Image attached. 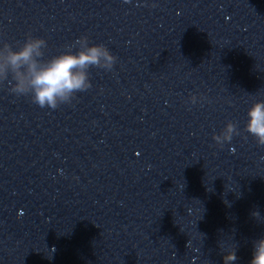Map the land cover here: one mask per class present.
Returning a JSON list of instances; mask_svg holds the SVG:
<instances>
[{
  "label": "clouds",
  "instance_id": "9594fccd",
  "mask_svg": "<svg viewBox=\"0 0 264 264\" xmlns=\"http://www.w3.org/2000/svg\"><path fill=\"white\" fill-rule=\"evenodd\" d=\"M47 46L44 38L31 34L22 43L18 42L16 48L9 43L0 45V85L7 81L12 94L30 97L40 108L55 110L70 104L77 93L93 87L89 77L91 68L111 71L117 62L106 45L92 44L86 35L65 45L66 51L44 59ZM196 102L197 97L193 95L191 103ZM244 131L257 145L264 146V100L251 103ZM240 134L237 123L229 121L219 134L213 135V140L223 147ZM252 215L258 217L259 212ZM236 260L234 248L223 256L224 264H234ZM249 264H264V238L254 242Z\"/></svg>",
  "mask_w": 264,
  "mask_h": 264
}]
</instances>
